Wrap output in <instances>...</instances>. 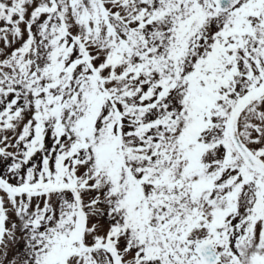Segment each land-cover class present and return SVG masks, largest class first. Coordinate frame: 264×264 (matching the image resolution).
I'll return each instance as SVG.
<instances>
[{"label": "snow or ice", "instance_id": "obj_1", "mask_svg": "<svg viewBox=\"0 0 264 264\" xmlns=\"http://www.w3.org/2000/svg\"><path fill=\"white\" fill-rule=\"evenodd\" d=\"M0 264H264V0H0Z\"/></svg>", "mask_w": 264, "mask_h": 264}]
</instances>
